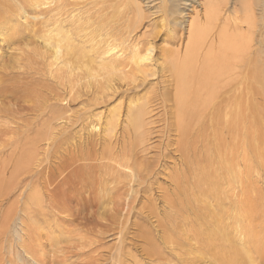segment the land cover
Returning a JSON list of instances; mask_svg holds the SVG:
<instances>
[{
	"label": "rangeland",
	"instance_id": "1",
	"mask_svg": "<svg viewBox=\"0 0 264 264\" xmlns=\"http://www.w3.org/2000/svg\"><path fill=\"white\" fill-rule=\"evenodd\" d=\"M41 1L40 6L45 7L46 0ZM144 1L146 0H135L140 10L139 19L141 20L138 31L142 30L140 32L143 33L142 38L147 41L139 56L145 54L148 46L156 47V45L174 47L179 49L181 55L184 52L192 20L196 17L195 19L199 22H205L203 16L207 7L203 0H191L193 1L189 3L191 8L183 11L186 18L177 16V12L183 6L181 0L175 2L147 0L148 4ZM217 1H219L218 7L221 6L219 17L227 18L226 15L228 17L231 15L225 20L228 23H240L245 30L243 35L249 37L248 40L253 27L251 25L248 27L245 23L253 22L258 33L264 31L263 0H240V4L244 5L242 4L234 13L236 15L234 17H232L233 13L230 12V9L232 11V2L236 0H225L227 4H223L224 0ZM72 8L75 10L73 13L75 17L71 18L69 23L58 25L61 27L62 34L64 32L62 37L56 36L57 33L50 31L54 28L58 30L57 24L47 26L41 23H32V18L35 16L41 17L38 18L42 20L46 18L38 13L39 11L22 12V15H25L17 16L9 23H16L17 27H19L18 24L20 27L24 26L25 30L26 28L29 30L39 28L41 32L33 34L36 41L33 44L41 51H46L47 42L45 40L48 36H53L57 41L61 40L60 55H63L66 60L64 61L63 57V59L59 58L54 66L68 67L69 59L65 53L69 48L62 41L73 46L82 45L78 41L76 33H79L80 36H89L97 31L99 24V22H93L92 16H97L96 11H83L88 9L87 5L80 4L79 7ZM38 9L39 7L34 10ZM79 13L85 14L80 16ZM152 18L154 19L152 20ZM176 18L180 19L179 23H183L181 27L174 24L173 20ZM90 19L92 20L90 21ZM173 29L176 30V38H178V34L180 35L181 42L178 40L177 43H168L162 39L154 38L156 32L160 37L162 33L165 35ZM92 30L93 32H91ZM21 32L19 30V33ZM245 36L238 38L241 47L247 41ZM251 39L253 40H250L253 42L250 43V45L252 44L251 53L245 52L246 55L250 53V57L254 53L253 47H256L259 37L256 35ZM21 41L17 43L8 40L0 32V78L2 77L6 83L0 85V264H187L182 261V258H179L182 256H178L177 252L171 250L164 243L161 238V227L157 226L158 218L156 216L158 212H162L161 207H164L169 199H174L175 186L173 187V185L175 184H171V181L176 176L175 174L183 177L186 174L190 176L191 172L198 173V168L192 163L193 154H182L175 148V146L177 147L176 141H178L176 140L178 139L177 131H175L177 120H174L170 114L175 112L172 94L174 78L167 70L161 71L160 65L163 59L156 58L157 50L154 49L150 58L139 64L141 65L139 69L142 71L139 70L136 73L137 71L133 69L135 56L129 49L123 52L117 47L113 53L124 61V64L128 63L126 71L130 67L132 68L129 72L127 71L128 73H118L113 81L107 83L102 71H99L96 76V70H94L96 77H86L79 70L70 72L66 69L67 72L62 74L65 85L61 86L56 82V79L53 80L49 77V81H55V87L52 90L39 91L42 94H47L48 98L46 95L42 98L33 95L31 101L35 98L34 102L29 101V98H24V102H21L20 89L12 86L11 82L13 81L9 79L12 75L23 72L22 62L18 59L23 55V52L19 51L20 48L27 50L36 48L33 44H27L28 39ZM88 49L89 46L86 45L85 50ZM241 49L245 51L246 46ZM212 52L214 54L217 50ZM126 56L129 58L127 59ZM130 58L131 60H129ZM262 58L264 59L263 54L259 60L261 65L264 64ZM95 60L96 62L100 61L99 59ZM61 61L63 62L61 63ZM143 63L144 65H142ZM144 71L146 75L143 74ZM123 77L125 78L122 81L120 78ZM100 78L101 80H98ZM43 86L44 84H39L33 89L40 90ZM263 87L250 93L243 86L244 93L242 95L243 100L246 98L249 110L251 107V114L247 118L250 120L253 119V116L254 119L259 118L260 120H257L263 122L264 129ZM54 91L60 95L58 98L53 96ZM95 92H97L96 96ZM252 93L254 94L252 95ZM44 97H46V101H44ZM27 99L28 102H26ZM36 102L39 104L37 105ZM141 104H143L146 113L141 120L142 128H139L143 133L134 135L132 131L133 133L129 134L130 138L127 131L132 124L128 110L140 109ZM244 107L247 106L244 105ZM254 110H256V115H254ZM110 125L116 129L115 132L111 131L114 129ZM123 129H126V132H122ZM122 133L126 136H121ZM246 133L242 134L239 140L243 136L246 138L248 136ZM225 143L227 146L230 145L226 148L225 160L220 155L215 158L222 164L220 175L223 176V184L221 182L219 185H222L227 201L234 198L242 199L239 204L242 229L234 227L233 222H236L232 218L216 215L226 224L228 237H231V232L235 238L226 240L223 245L218 246L214 238L218 236L219 232L210 226L207 233L213 239L208 238L210 249L208 256L205 254V257H208L207 261L200 260L201 262L197 261L196 264H264V251L258 253L255 243L257 237L254 231L256 230L255 222L251 224L253 226H247L251 221L247 198H252L256 190L264 191V169L262 168L264 165L262 166L255 154L252 153L246 140L239 144L236 143L235 138L227 137ZM236 144L239 147H236ZM107 148L112 156L107 154V157L106 155L100 156L101 151H106ZM93 152L97 154L94 155ZM123 152L132 155L129 157L131 158L130 162L134 161L135 165L129 164L131 168L129 165L122 166L119 164L120 162L116 161L118 160L116 157L121 158ZM86 155L88 156L86 157ZM185 157L190 159L188 158L186 161ZM77 167L79 168L77 169ZM82 167L86 170H83ZM83 171H87V173L84 174ZM168 176L172 178L171 181ZM191 176L187 179L189 180L188 186L190 184L194 189H199V186L194 185L196 183H193L194 179ZM165 193L166 195L163 197ZM168 193L171 194L168 195ZM100 195L108 196L102 200ZM205 201L208 203L209 211L216 213V199L208 197ZM227 201L226 203H228ZM190 218L192 222H190ZM187 221L192 227L196 223L192 217H187ZM261 234L264 235V233ZM148 235L151 243L146 241ZM193 248V252L196 254L198 252L196 250L199 249L197 241L196 243L193 241ZM178 259L180 260L178 261Z\"/></svg>",
	"mask_w": 264,
	"mask_h": 264
},
{
	"label": "bare ground",
	"instance_id": "2",
	"mask_svg": "<svg viewBox=\"0 0 264 264\" xmlns=\"http://www.w3.org/2000/svg\"><path fill=\"white\" fill-rule=\"evenodd\" d=\"M171 1L175 2L176 0H171ZM192 2L193 1L191 0H181V3L183 4V6H182V9H180L177 12L178 13L177 16L186 18V15H184L183 11L184 9L189 10L191 8V6H189V3H192ZM218 2L219 1L217 0H203L204 5H206L207 7L204 11V16H203L205 19V22L204 21L199 22V20L195 19L196 17L192 20L191 22L192 24L188 31L186 43L183 49L184 52L181 55H180L179 49H175L174 47L171 48L169 46L160 47L156 45V47L148 46L146 48L145 54H143L142 56H139L140 52H143L144 47L147 44V41L144 40V38H142L143 33H140L142 30L140 32L138 31L141 20L139 19L140 10L135 0H82V1L81 0L80 1L78 0H46L45 7L43 5H42L43 7L40 6L42 3L41 0H0V32H2L3 35L8 38V40H12L13 42L16 41L17 43L22 42L21 40L23 39H28V41L29 40L31 41L30 42L27 41V44L29 43L33 44L36 42L34 39L35 36L33 34L41 32L39 28L36 30H34L33 28H31L30 30L26 28L25 30L24 26L20 27V25L18 24L19 27H17L16 23L14 24L9 23L10 20H14L17 16L22 15V12L24 13L25 11L29 13H32V11H35V12L39 11L38 13L46 17L45 19L42 20V19H39L41 17L35 16L34 18H32V23H41L47 26L57 24L58 26L60 23H69L71 18L75 17V14H73L75 13V10H73L72 7H79L80 4H83V5L88 6V9L83 10L84 12L91 11V10H94V12L96 11L95 13H97V16L95 15L92 16L94 20L93 22L94 23L99 22L97 31L93 32L92 30L91 32L93 33L89 36H80L79 33H76L78 36V41L82 45L73 46L71 44H68L66 41H62L65 44V46H68L69 48V50L67 49L68 51L65 53V56L67 54L68 59H69V66L66 63L68 61L64 62L68 67L66 66L64 67L62 65H60V67L54 66V64H56V61L59 60V58L61 59L64 58V61L66 60V58L63 57V55H60L62 48H61V40L59 38L58 39L60 41H57L53 36H48L45 40V42H47L46 51H41L40 49H38L39 47L37 48L35 44H33V46H36V48H31L29 50L20 48L19 51L23 52V55L21 57H18V59L22 62L23 72L21 74L12 75L9 80L13 81L11 82L12 86L20 89L19 94H20L21 102H24V98H29L30 99L29 101H31L32 99L31 97L33 95L38 96L40 98H42L45 95L47 97V94L43 93L44 94L43 95L39 91H46L47 89L52 90L55 87V83H54L55 81H49L48 79L49 77L52 78L53 80L56 79V82L58 84H61V86L65 85L62 74L67 72L66 69H68L70 72L71 70L73 72L74 70L75 71L79 70L84 75H86V77L88 76L96 77L99 71H102L103 74L105 75L104 76L105 80L107 81V83H110L111 81H113L114 77L116 78L115 76L116 74L118 73L125 74L127 71L129 72L132 69L130 67V69L126 71L125 68H127L128 63L124 64V61L120 60L114 55L115 53H113V51L114 49H117V47L122 49L123 52L129 49L132 55L135 56L133 69L137 71L136 73H138V71L140 70L139 68L141 65L139 64L149 59L150 54L153 53L154 49L157 50L158 54H156V58L163 59L160 65L161 71L167 70L170 73V75L174 78V83H172L174 84L172 94H173L174 102H175L174 103L175 112H173V114L172 113L170 114L174 118V120H177L176 127L174 126L175 131H177L176 134L178 135L177 137L178 139H176L178 140L176 141L177 147L175 146V148H177L176 150H179L182 154L183 153L193 154L192 163L196 166V168H198L197 169L198 173L191 172V174L193 175L191 176L190 174V176L193 177L194 179V180L192 179L194 181L193 183H196L194 185L199 186V189H194L193 187L190 186V184L188 186L189 180L187 179L190 178V176L189 174H186V173H185L186 175H183V177L181 176L179 177V175L175 174L176 173L175 172L174 174L176 176L173 178V180L170 176H168L170 177V181L172 180L171 184H175L173 185V187L175 186L174 199L173 200L169 199L167 203L165 204V206L161 207L162 212H158L156 216L158 218L157 226L159 228L161 227V231H160L162 233L161 238L164 241V243L168 245V247L171 250L177 252L178 256H182L179 258H182L183 260L182 259L181 260L187 262V264H196L197 261L204 260V259L206 260L208 258V257L207 258L205 257V254H207L208 256L209 249H210L208 238L213 239V237H210V234L207 233V230L209 229L210 226L214 227L212 229L219 232L218 236L214 238V240L216 241L215 243L218 246L223 245L226 242V240L235 238V237L233 238L234 234H231V232H230L231 237L230 238L228 237L227 226L223 221H221L220 217L228 216L229 218H232L236 222V223L233 222L234 227L236 229L240 227L239 230L242 229V223L240 222V218H239L240 217V205L239 204L242 199L234 198V199L227 201L226 194L224 193V190L222 189L223 187L222 185L221 186L219 185L223 181L222 180L223 176L220 175L221 174L220 171H222V164L216 161L215 158L218 155H220V157L225 160L226 154H227L226 148L230 146V145L228 146L226 145L225 138L227 137H229L230 139L235 138L236 143H239V142L241 143L243 141L245 142L246 140V144L250 146L249 148H251L252 153L255 154L260 164L262 166L264 165V162H262L264 161V129H263V124H262L263 122L261 123L259 121L260 120L259 118H257L259 120L254 119V116L252 117L253 119L251 120L250 118H247V116L251 114V107L249 110V107H248L249 105L245 101L246 98L243 100V95H242L244 93L242 89L243 86L244 88L248 89L250 93L264 86V81H263L264 80V69H263L264 64L261 65L259 63V60L262 54L264 56V31L260 30L261 31L260 33L256 32L255 30L256 26L253 25L254 23L248 21L249 23H245L246 26L249 27V25H251L253 27L252 32L250 31V39L248 40L249 37H246L245 35H243V31L245 30H243V27L240 25V23H234V22L228 23L227 20H225V19H228L231 15L229 17L228 15H226L225 17L227 18L219 17V15H221L219 13L220 12L219 9H221V6L218 7L217 5ZM144 3L148 4V1L146 0L144 1ZM224 3L227 4L226 1L223 2V4ZM232 4H233V9L232 11L230 9V12L233 13L232 17H234L235 15L234 13L238 11V9L241 7L243 3L240 4V0H236L232 2ZM263 4H264V0H263ZM236 5H238L237 6L238 8L236 7ZM38 7H39L38 10H34ZM224 9H226V7ZM251 11H252V8H251ZM79 14L81 16L85 13H79ZM153 19L154 18H152V20ZM251 19L254 20V18H251ZM91 20L92 19H90V21ZM173 21L175 22L174 23L175 25H179L180 27L183 24V23H179L180 19H177V18ZM26 23L28 22L26 21ZM100 24H101V28H100ZM232 24L234 25L231 26ZM86 29H90V28H86ZM19 30H21L22 32L19 33ZM50 31L57 33L56 36L60 35L62 37L64 34V32L63 34L61 32L60 26H58V30L54 28V30H50ZM101 31H104V33H101ZM175 31L176 30L173 29L167 32L165 35L164 33H162L160 36L161 38L159 37L157 32H156L157 34L154 32L155 33L154 38L162 39L163 41H167L168 43H177L178 40H180V35L178 34V38H176ZM256 35H258L259 39H258L256 47L255 48L253 47L254 53L250 57L249 56L251 53L250 47H252V44L250 45V43H253L252 42L253 40L251 39V37L254 38L256 37ZM243 36L247 38V41L243 43V46H246L245 51L241 49L243 46L241 47L240 45L241 43L238 41V38H241ZM86 45L89 46V49L87 51L85 50ZM212 51H215L216 53L213 54ZM247 51L250 52L249 54H247L248 56L245 54V52ZM225 57L227 58L225 59ZM128 58L129 57H127V59ZM95 59H99L100 61L96 62ZM223 59L225 60L223 61ZM129 60H131V58ZM62 62L63 61H61V63ZM142 65H144V63ZM94 70H96V76L94 75ZM141 71L142 70H140V72ZM143 74L146 75L145 71ZM127 76L128 75L126 74V77ZM166 76H163V77H166ZM124 78L125 77L120 78V79L123 81ZM129 78L131 79V77ZM2 79L3 78L1 77L0 80ZM98 80H101V78ZM65 82L67 81L65 80ZM71 82L72 81H70V83ZM73 82H74V79H73ZM1 84H6V83L4 82V80H2L0 85ZM39 84H44V86L40 88V90L33 89L34 86L39 85ZM126 85H129V84H126ZM96 93L97 92H95V96H96ZM253 94L254 93H252V95ZM53 96L58 98L60 95L58 94L57 91H54ZM46 97L43 98L44 101H46ZM51 98L55 99L54 97H51ZM33 100H36V99L34 98ZM33 100L31 102H34ZM26 102H28V99ZM36 104L38 105L39 103L36 102ZM31 105L33 106V104ZM141 105L142 107H140V109L138 108L133 109V110L130 109V111L127 109L128 116H131L130 122L132 124L131 125L132 128L129 127L130 129L127 131L129 132L128 135L130 134V132L131 133L134 132L133 133L134 135L135 134L142 135L143 133L142 131L139 130V128L141 127V122H142L141 120L144 114L146 113L144 111L143 104ZM244 105L247 107H244ZM30 109L32 110V108ZM53 111H54V108H53ZM255 112L256 110H254V115L257 114V113L255 114ZM15 115L17 116V114ZM106 124L107 123H105V125ZM95 125L94 126L92 125V126L95 127ZM112 125L110 126L113 128L114 125L113 126ZM254 128H256V130H254ZM108 131L110 133L109 129ZM111 131L115 132L116 129H114V131L113 130ZM122 132H126V129H123ZM244 133H246L248 136L246 138H244L243 136V138L239 140V138ZM121 136H126V135L122 133ZM236 147H239V146H237L236 144ZM108 149L109 148L105 149L106 151L102 150L100 153L101 154L100 156H104L106 154L109 156H112V153H110ZM96 154L97 153H95L94 155ZM87 156L88 155H86V157ZM129 157H132L130 153L127 152L124 154L123 152V155L121 158H119L118 156L116 157V159H118L116 161L120 162L119 164H122V166L125 165V167H127L129 164L135 165L133 164L134 161L130 162L131 158ZM188 158L185 157L184 160L188 161L187 160ZM78 168L79 167H77V169ZM262 168L264 169V166ZM83 170H86V169L83 168ZM80 172H82V170H80ZM85 173H87V171L84 172V174ZM84 174H82V176H84ZM218 175L220 176L218 177ZM171 176L173 175L171 174ZM227 184L230 185V183H227ZM202 186L204 187L201 188ZM260 190L261 189H259L258 191L256 190L253 197L251 196L252 198L250 197L247 198V201L249 204V211H250L249 219H251L250 223H248L247 226H253L251 224L255 222L254 225H255L256 230L254 231H255V235L257 234L255 243L258 249L257 251L258 253L264 251V247H263L264 235L261 234V233H264V191H260ZM169 194L171 193H168V195ZM164 195H166V193L163 194V197ZM105 196H108V195H105ZM105 196H101L102 200L103 198H106ZM171 196L173 197V195ZM208 197L216 199L217 201L215 203L216 205L215 209L217 211L216 213L209 211V207L207 205L208 203L207 201H205L206 198ZM225 200L228 203H226ZM159 214L161 215L159 216ZM216 215H220V217L217 218ZM187 217H192V219L196 221L193 227L191 226V224H190L191 227L189 226ZM190 222H192L191 218H190ZM237 222H240V223H237ZM148 237L149 235L146 236L147 238L146 241L147 243L148 242L151 243V240ZM193 241L194 243H196L197 241V243L199 244V249L196 250L198 251L196 252V254L195 252H193L194 251ZM148 250L150 251V249ZM179 260L180 259H178V261Z\"/></svg>",
	"mask_w": 264,
	"mask_h": 264
}]
</instances>
